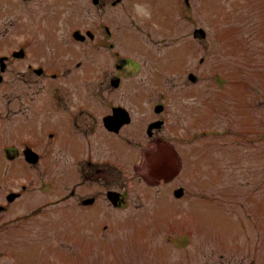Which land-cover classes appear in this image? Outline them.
Masks as SVG:
<instances>
[{
  "label": "rangeland",
  "instance_id": "374dc122",
  "mask_svg": "<svg viewBox=\"0 0 264 264\" xmlns=\"http://www.w3.org/2000/svg\"><path fill=\"white\" fill-rule=\"evenodd\" d=\"M44 1L36 0L27 8L14 4L0 11L1 40L13 44L20 38L9 32L15 12L30 20V9L42 10L49 18L42 23H50L56 34L42 29L20 36L35 50L37 60L41 56L55 58L74 50L70 44L74 45L77 55L71 65L81 59L84 71L91 69L97 76L88 74L84 82L90 93H83L92 98L98 92L94 84L106 80L105 66H97L96 60L109 55L100 35L106 34L101 25L108 24L116 35L131 34L140 40L139 47L127 50L144 60L130 73L132 98L141 87L139 82L147 83V95H156L159 88L169 92L171 87L166 85L155 87L171 80L159 77L166 49L152 42L163 34L152 7L160 15L167 0H130V5L127 0L115 7H97L91 0ZM191 1L196 3L197 24H204L210 32L211 48L208 54L201 45L194 48L197 62L206 56L198 70L190 68L200 79L171 90L175 98L195 105L196 130L227 128L220 136L195 138L186 155L188 145L183 136L187 133L179 126L185 165L177 181L185 185L187 196L175 200L169 186L144 191L143 184L133 181L128 203L122 207L110 206L101 198L98 222L91 230L86 229L90 222H84V228L77 220L61 227L60 217H25L23 210L14 211L9 217L20 213L22 218L0 228V264H264V0ZM167 17L171 15L166 12ZM73 27L91 29L98 36L74 43L70 36ZM186 33L182 24L179 35ZM28 54L31 57L33 53ZM121 92V88L115 91L116 96ZM27 138L36 144L38 137ZM5 141L15 143L10 135ZM110 147L113 150L105 153L107 157L121 158L119 152H124L123 157L134 156L114 137L111 142H99L98 150L104 153ZM29 175L36 173L17 171L15 183L19 185ZM46 179L43 175L38 185L26 192L27 199L34 203L51 197Z\"/></svg>",
  "mask_w": 264,
  "mask_h": 264
},
{
  "label": "flooded vegetation",
  "instance_id": "af4514ba",
  "mask_svg": "<svg viewBox=\"0 0 264 264\" xmlns=\"http://www.w3.org/2000/svg\"><path fill=\"white\" fill-rule=\"evenodd\" d=\"M97 1L95 6L108 7L113 6L115 0ZM35 2L0 0V11L14 7V4L27 8ZM167 2V8L160 15L152 7V16L158 19L163 32L152 42L166 49L158 74L162 79L171 81L155 84V87L166 85L178 90L189 86L190 75L195 74L190 68L198 70L205 61L203 56L198 62L195 60V46L201 45L204 53L208 54L211 39L205 28L196 24L194 5L190 0L185 3L180 0ZM41 3L45 1L41 0ZM41 11L35 7L30 9V20L15 12L9 32L12 30L20 38L13 44H7L0 38V228L19 221L22 218L20 213L9 215L23 210L26 212L25 217L39 214L37 217H60L63 220L61 227L77 220L80 227L84 228V222H90L91 225L86 226V229L91 230L98 222L101 198L110 206L122 207L128 203L129 185H134L133 181L140 186L143 184L141 187L144 191L169 186L173 194L176 189L183 187V196L175 200L185 198L188 191L183 183L177 181L180 174L170 182H161L157 186L146 183L136 171L143 148H154L156 152L169 150L172 154L177 151L182 156L184 168L185 150L180 146L177 135L180 125L181 130L187 133L183 136L185 145H188L186 155L191 151L189 145L194 143L192 139L221 135L223 131L201 129L197 132L195 105L192 101L185 103L175 98L171 89L163 92L161 89L164 88H159L156 95H147V83L139 82L141 87L135 93V98H132L130 73L132 68H140L144 60L128 54L127 50L139 47L140 40L131 34L116 35L108 24L101 25L106 34L100 35L105 38L103 40L109 55L96 60L97 66H105L106 80L94 84L98 90L96 97L85 96L83 90L86 95L90 92L89 84L84 82L88 74L91 77L95 72L88 68L84 71L81 59H77L75 66L71 65L74 55H77L74 45L70 44L74 50L56 55L55 58L41 56L37 60L35 50H31L30 43L20 36L30 31L43 32L42 29L53 33L50 23H42L49 18ZM166 12L171 18H166ZM182 24L186 25L187 33L180 36ZM32 27L35 28L31 30ZM76 29H72L70 34L75 39L74 43H83L98 36L81 35L79 39L74 33ZM89 30L80 31L86 33ZM31 52L33 54L29 57L28 53ZM195 81L197 78L191 82ZM10 87L11 91H8ZM120 88L122 92L116 96L115 91ZM5 95L7 98L3 100ZM8 135L15 143H6L5 137ZM31 135L38 137L36 144L28 141L27 137ZM113 137L128 146L134 156L123 157L124 152H119L121 158L107 157L105 153L112 151V147L101 153L98 150L99 142H111ZM17 171L35 172L38 178L29 175L26 181L18 185L15 183ZM10 173L13 175L7 180L3 179L4 175ZM43 175H47L45 186L51 197L33 203L25 194L38 185ZM11 194H15V197L11 198ZM15 204L18 205L14 207Z\"/></svg>",
  "mask_w": 264,
  "mask_h": 264
},
{
  "label": "water",
  "instance_id": "95a60500",
  "mask_svg": "<svg viewBox=\"0 0 264 264\" xmlns=\"http://www.w3.org/2000/svg\"><path fill=\"white\" fill-rule=\"evenodd\" d=\"M170 145V144H169ZM172 147V146H171ZM153 150V151H152ZM155 151L154 148L145 146L142 150L140 161L136 164V171L151 184H158L161 180L169 181L180 171L181 162L178 156L172 153ZM176 196L183 195V189L175 192ZM14 194L11 198H14Z\"/></svg>",
  "mask_w": 264,
  "mask_h": 264
}]
</instances>
